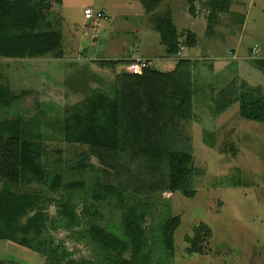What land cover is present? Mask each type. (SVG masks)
I'll return each mask as SVG.
<instances>
[{"label":"trees","instance_id":"1","mask_svg":"<svg viewBox=\"0 0 264 264\" xmlns=\"http://www.w3.org/2000/svg\"><path fill=\"white\" fill-rule=\"evenodd\" d=\"M138 1L147 13L160 3ZM193 1L187 0L192 14ZM231 4L232 0H206L207 38L215 35V26L230 13ZM51 7L50 0H0V60L63 57L60 19ZM234 17L243 24V14ZM149 20L166 56L176 57L180 48L196 45L195 34L188 31L181 36L169 11ZM117 61L109 65L120 64L124 70L131 60ZM191 67L189 60H180L166 72L149 67L141 75H130L124 70L115 76L111 92L91 88L81 102L64 110L63 140L71 146H87L94 159L89 163L77 158L65 175L40 160V137L27 138L21 116L0 120V241L39 254L45 264H173L174 233L181 219L171 214L167 204L157 207L154 196L180 190L191 173L192 153L174 146L181 122H198L199 84L189 77ZM15 98L0 83V107H10ZM219 98L223 107L237 103L241 119L264 123L261 88L243 84L239 90L233 82ZM219 98L211 100L217 104ZM210 139L208 145L214 147ZM235 151L234 141L225 135L218 152L234 156ZM260 162L264 185V149ZM103 170L115 173L116 182L104 179ZM26 173L38 179L40 193L17 190ZM193 195L191 191L187 197ZM51 206L53 216L48 211ZM108 206L120 223L118 233L107 232L104 226ZM146 221L154 223L152 237L147 235ZM50 228L66 231L65 239L79 249L71 252L64 239L55 241ZM210 234L204 224L194 228L192 236L185 237L187 255L203 254ZM82 248L100 257V262L81 261L76 253Z\"/></svg>","mask_w":264,"mask_h":264},{"label":"rangeland","instance_id":"2","mask_svg":"<svg viewBox=\"0 0 264 264\" xmlns=\"http://www.w3.org/2000/svg\"><path fill=\"white\" fill-rule=\"evenodd\" d=\"M50 2L51 11L60 19L63 57L0 60V83L16 96L10 107H0V120L21 116L27 138L40 137V160L65 175L77 158L89 163L94 159L87 146H71L63 140V112L81 102L91 88L113 90L115 76L124 70L120 64L112 68L109 62L149 58L150 68L166 72L177 61L189 60V77L199 84L195 101L198 122H181L180 138L175 139L174 146L192 153L191 173L180 190L154 196L157 207L167 204L171 214L181 219L174 233L172 263L264 264V185L260 162L264 123L241 119L237 103L223 107L219 98L233 82L235 89L242 90L245 84L261 88L264 94L262 62L257 60L264 56V0H232L230 13L221 16L212 38L205 36L206 0L193 1V14L187 0H160L151 13L138 0ZM86 8L104 11L109 19L86 21ZM168 11L181 36L190 31L197 38L196 45L180 48L176 57L166 56L149 20L153 14ZM236 14L244 15L242 25L235 22ZM253 46L258 53L250 60ZM217 97L216 104L211 99ZM225 135L234 141V156L218 152ZM210 138L216 143L214 147L208 145ZM87 176L84 174V178ZM21 177L16 187L19 192L40 193L36 177L31 173ZM102 177L116 182L112 171L103 170ZM191 191L194 195L189 198ZM48 211L54 215L52 206ZM104 214L107 232L118 233L120 223L113 207H106ZM156 216L155 213L151 217ZM199 224L209 227V241L203 244V254L187 255L185 237L192 236ZM145 227L147 235L154 236L153 221H146ZM49 234L57 242L64 239L71 252L80 247L65 239L66 231L62 229L50 228ZM78 254L86 263L100 262V257H92L86 248ZM0 264H45V259L13 242L0 241Z\"/></svg>","mask_w":264,"mask_h":264},{"label":"built area","instance_id":"3","mask_svg":"<svg viewBox=\"0 0 264 264\" xmlns=\"http://www.w3.org/2000/svg\"><path fill=\"white\" fill-rule=\"evenodd\" d=\"M83 16L86 21H99V20H107L109 17L102 11H93L92 9L86 8L83 10ZM258 50L254 47L251 51L252 59L256 58V54ZM259 59L263 62V73H264V56ZM150 61L149 58H136L131 60L128 64L124 66V70L126 73L130 75H141L144 70L149 68Z\"/></svg>","mask_w":264,"mask_h":264},{"label":"crops","instance_id":"4","mask_svg":"<svg viewBox=\"0 0 264 264\" xmlns=\"http://www.w3.org/2000/svg\"><path fill=\"white\" fill-rule=\"evenodd\" d=\"M104 12V11H103ZM105 14H106V12H104ZM107 15V14H106ZM253 47H255V46H253ZM253 47H251V49L253 48ZM160 58H164V57H160ZM166 61V60H165ZM215 67H216V65H214V67L212 66V68L213 69H215Z\"/></svg>","mask_w":264,"mask_h":264}]
</instances>
